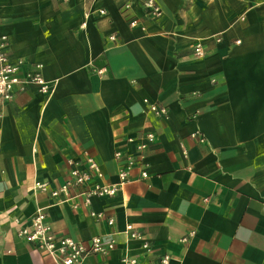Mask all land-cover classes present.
<instances>
[{
  "label": "crops",
  "instance_id": "0c3cea01",
  "mask_svg": "<svg viewBox=\"0 0 264 264\" xmlns=\"http://www.w3.org/2000/svg\"><path fill=\"white\" fill-rule=\"evenodd\" d=\"M155 1L151 19L143 0H0L11 58L41 65L53 89L0 100V264H57L17 235L38 209L59 239L115 242L83 264H264V0ZM148 133L144 166L115 197H52L71 160L93 161L91 185H117Z\"/></svg>",
  "mask_w": 264,
  "mask_h": 264
},
{
  "label": "built area",
  "instance_id": "2783aa9c",
  "mask_svg": "<svg viewBox=\"0 0 264 264\" xmlns=\"http://www.w3.org/2000/svg\"><path fill=\"white\" fill-rule=\"evenodd\" d=\"M145 14L155 19L161 15V9L155 0H143L142 2ZM129 6H127V9ZM105 15L104 10L101 11ZM132 28L138 26V22L132 20L130 22ZM112 42L116 41L115 36H111ZM221 42L220 39L217 40ZM10 42L7 36H0V100L4 103L11 102L17 93H24L29 88H36L40 93L49 95L53 89L51 85L44 79L42 75L43 67L38 65L34 71L26 69V64L23 60H13L9 54ZM196 57H203L205 49L202 44H197L194 48ZM151 111L158 117H166L167 110L159 108L155 105L150 106ZM193 138L198 139L201 143L205 139L199 134H193ZM134 139H129L128 143H133ZM154 134H146L140 143L136 146L134 153H127L124 158L123 166L118 173L119 183L112 186H97L91 185L93 173L96 166L92 160L75 161L71 160L68 163L69 179L59 189L52 191V197L58 198L64 195V199L60 200V204L70 202L73 198L70 196V191L73 189L82 190L80 197H85L86 205H90L92 197L112 198L128 183L131 182V172L138 165L144 166L146 153L150 145L154 144ZM183 156L186 158L188 151L182 146ZM117 160L123 159L121 151L115 154ZM149 174L147 171L142 172V179H147ZM48 185H36V191L47 192ZM91 216L99 220H105L109 226L114 225L113 219H106L103 214L91 213ZM126 233L133 241L143 243L145 250L149 249V243L146 242L144 235L137 231L134 226H128ZM18 237L25 240L33 246L36 251L50 255L57 264H83V261L90 256L107 255L115 249V242H106L102 237H96L88 242L75 241L70 238L59 239L53 231L52 225L47 220V215L42 209H38L32 225L29 228H20ZM194 233L189 234L184 238L183 243H187ZM171 258L169 255L164 256L160 260V264H170ZM123 264H140L135 258L127 257L123 260Z\"/></svg>",
  "mask_w": 264,
  "mask_h": 264
}]
</instances>
